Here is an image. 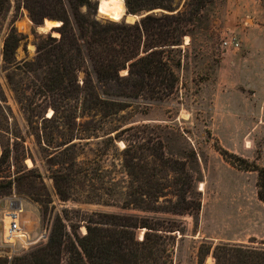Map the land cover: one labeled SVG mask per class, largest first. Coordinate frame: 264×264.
Here are the masks:
<instances>
[{
  "label": "rangeland",
  "instance_id": "374dc122",
  "mask_svg": "<svg viewBox=\"0 0 264 264\" xmlns=\"http://www.w3.org/2000/svg\"><path fill=\"white\" fill-rule=\"evenodd\" d=\"M91 1L97 20L124 23L102 16L99 1ZM186 1L174 0L172 5L182 11ZM65 10L73 21L66 1ZM31 11L36 8L24 0H8L0 15V182H11L8 197L23 201L34 224L26 227L31 239L37 240L39 232L48 238L57 216L69 232L75 227L83 235L89 218L119 215L176 222L181 228L172 233L171 264H198L201 245L211 250L219 244L264 248V203L257 196V174L232 167L218 152L223 149L264 168V0L208 4L169 56L178 77L174 95L164 101L128 100V108L106 119L95 113L83 117L80 104L75 119L62 118L67 114L62 110L54 116L51 97L40 89L30 63L37 56V38L59 34L56 29L38 31L43 19L34 21ZM79 12L85 14L86 8ZM11 33L20 42L11 61L5 62L4 43ZM233 39L238 48L224 46ZM130 127L135 129L115 139L117 132ZM158 142L171 166L184 163L194 177L199 213L151 210L175 202L173 187L158 200L133 194L138 181L124 166V149L127 144L158 147ZM133 157L134 162L154 166L144 151ZM176 176L167 170L161 182L172 186ZM55 180L69 194L67 201L61 199ZM145 231H137L139 240ZM44 244H33L23 253L4 245L0 252H14L7 258L11 260ZM204 261L214 264L210 254Z\"/></svg>",
  "mask_w": 264,
  "mask_h": 264
},
{
  "label": "trees",
  "instance_id": "16d2710c",
  "mask_svg": "<svg viewBox=\"0 0 264 264\" xmlns=\"http://www.w3.org/2000/svg\"><path fill=\"white\" fill-rule=\"evenodd\" d=\"M65 1L74 14L73 21L67 15ZM173 1L125 0L129 14L165 11L126 24L97 20L96 6L91 0H24L36 8L31 11L34 21L48 18L62 22L56 29L59 37L37 38V56L30 63L31 70L37 73L40 89L51 97L54 116L62 110V114L67 113L62 118L75 119L80 104L83 117L95 113L106 119L128 108V100L164 101L173 96L178 77L169 56L180 48L189 27L199 20L207 5L217 0H187L182 11L173 7ZM7 4L8 0H0V15ZM82 7L86 8L85 14L79 12ZM19 42L15 33L7 37L3 50L5 62L11 61ZM134 129L120 130L115 139ZM157 144L158 147L155 143L127 144L124 149V166L128 175H135L138 181L133 194L158 200L166 196V188L173 187L175 202L170 207L151 210L175 215L199 213L201 201L194 196L195 179L191 172L184 163L171 166L164 156L163 144ZM143 151L153 158L154 166L134 162L133 154ZM218 152L232 167L257 174V196L264 203V168L223 149ZM167 170L177 174L172 186L161 182ZM55 183L61 199L67 201L69 194L62 192L58 180ZM10 189L11 182H0V198L7 197ZM74 228L69 232L57 216L44 245L11 260L0 257V264H171L170 248L175 235L172 233L180 232L181 227L171 220L113 215L101 216L99 220L89 218L83 235ZM140 229L146 230L142 240L137 236ZM204 246L198 250V264H205L209 254L214 264H264V248L219 244L211 250Z\"/></svg>",
  "mask_w": 264,
  "mask_h": 264
},
{
  "label": "built area",
  "instance_id": "2783aa9c",
  "mask_svg": "<svg viewBox=\"0 0 264 264\" xmlns=\"http://www.w3.org/2000/svg\"><path fill=\"white\" fill-rule=\"evenodd\" d=\"M224 46H231L234 48H238L239 44L233 40L225 42ZM29 214L27 211H25L23 206V201L15 196H7L0 198V248L5 246H11L12 250L14 252H22L24 250H27L30 246L36 243H45L46 241V233L39 232L36 239H31L30 234L27 233L26 227L31 222L30 217H28ZM9 219V232L10 233H19L20 237L19 239H16L13 243H9L4 239V220ZM30 221V222H29ZM32 228L34 224L32 223ZM35 240V241H34ZM0 252V257L3 258H10V256L13 255ZM20 254V253H19Z\"/></svg>",
  "mask_w": 264,
  "mask_h": 264
},
{
  "label": "bare ground",
  "instance_id": "6f19581e",
  "mask_svg": "<svg viewBox=\"0 0 264 264\" xmlns=\"http://www.w3.org/2000/svg\"><path fill=\"white\" fill-rule=\"evenodd\" d=\"M98 7L99 13L102 16L114 18V19H124L126 15L125 13V6L124 0H98ZM114 21V20H113ZM59 25V23L46 21V29L44 31H49L52 27ZM9 219L4 220V239L9 242L13 243L16 239H19L20 234L17 232L10 233L9 232ZM21 239V238H20Z\"/></svg>",
  "mask_w": 264,
  "mask_h": 264
},
{
  "label": "water",
  "instance_id": "95a60500",
  "mask_svg": "<svg viewBox=\"0 0 264 264\" xmlns=\"http://www.w3.org/2000/svg\"><path fill=\"white\" fill-rule=\"evenodd\" d=\"M124 3H125V0H124ZM97 7H98V2H97ZM126 7V5H125ZM162 12H165L161 9H156V10H153V11H147V12H141L139 14H129L127 12V9H126V15L125 18L121 21H124V23L126 24H135L137 22H139L142 18H144L145 16L149 15V14H152V13H162ZM46 21H51V22H55V23H59V25L57 26H54L52 27L49 31H52L53 29H57L59 28L61 25H62V22H59L57 20H53V19H43L41 21L40 24L36 25V29L40 32H45L44 30L46 29ZM112 22H120V21H113L111 20ZM83 74H80V77H82Z\"/></svg>",
  "mask_w": 264,
  "mask_h": 264
}]
</instances>
